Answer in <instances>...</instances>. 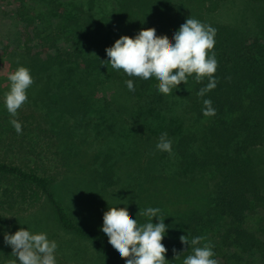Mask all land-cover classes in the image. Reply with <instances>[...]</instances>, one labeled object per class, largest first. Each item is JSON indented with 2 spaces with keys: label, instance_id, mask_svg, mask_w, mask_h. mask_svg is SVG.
<instances>
[{
  "label": "trees",
  "instance_id": "trees-1",
  "mask_svg": "<svg viewBox=\"0 0 264 264\" xmlns=\"http://www.w3.org/2000/svg\"><path fill=\"white\" fill-rule=\"evenodd\" d=\"M0 3L11 25L0 65L34 79L12 117L9 72L0 74V264L15 260L3 232L21 227L57 242V264H125L100 230L114 206L140 224L148 218L139 210L160 208L167 264L191 254L186 234L213 245L218 264H264V0ZM189 17L216 30L217 86L206 97L197 93L207 79L194 74L164 95L155 79L105 62L120 36L155 28L171 41ZM203 99L215 116L202 114ZM162 132L171 154L156 150Z\"/></svg>",
  "mask_w": 264,
  "mask_h": 264
},
{
  "label": "clouds",
  "instance_id": "clouds-1",
  "mask_svg": "<svg viewBox=\"0 0 264 264\" xmlns=\"http://www.w3.org/2000/svg\"><path fill=\"white\" fill-rule=\"evenodd\" d=\"M216 30L195 18H187L172 36H158L155 28L141 29L134 37L120 36L111 47L105 49L108 60L105 61L114 70H123L125 74L144 81L155 79L157 91L169 95L181 84L186 85L193 76L197 82L207 79L208 83L199 89L197 96L204 98L216 88L215 73L218 61L212 51L215 45ZM9 90L4 94V106L12 117L28 100V89L34 79L30 69L20 66L9 72ZM129 91L134 92V82L125 81ZM202 114L215 116L216 111L211 99H203ZM17 134L22 133V125L17 119L10 121ZM156 150L172 152V140L167 132H162L156 144ZM148 218L140 224L130 218L126 208L114 206L103 214L101 231L107 236L113 251L125 264H167V248L162 241L167 237L169 225L158 207L139 210ZM157 221L156 223L153 220ZM4 243L12 249L15 257L13 264H57V242L49 239L47 232H33L28 228H19L14 233L3 232ZM201 236H180L182 245L191 249L182 264H218L216 253L210 243L201 244ZM175 249L173 252L175 253ZM181 254H176L175 259Z\"/></svg>",
  "mask_w": 264,
  "mask_h": 264
},
{
  "label": "rangeland",
  "instance_id": "rangeland-1",
  "mask_svg": "<svg viewBox=\"0 0 264 264\" xmlns=\"http://www.w3.org/2000/svg\"><path fill=\"white\" fill-rule=\"evenodd\" d=\"M7 4L6 3H0V7H1V5H2V7H4V6L6 7V6H8ZM8 9H11V8L10 7L9 8H6V10H8ZM2 19L3 18L0 17V42L4 41V38L8 34V31L7 30H8L9 25H10V21L9 20L6 19V20L3 21ZM9 69H10V67L7 64L0 65V74H6V73H8L9 72ZM76 197L79 198V199H76V200H78V203L77 204H79V205L82 206V204L80 202V196H76ZM84 204H85V206L89 210H90V207H91V209L93 211H95L96 206L95 205H91L92 204L91 201H87Z\"/></svg>",
  "mask_w": 264,
  "mask_h": 264
}]
</instances>
